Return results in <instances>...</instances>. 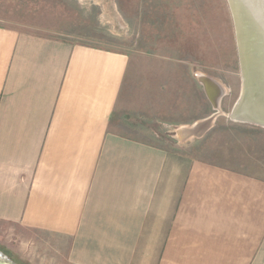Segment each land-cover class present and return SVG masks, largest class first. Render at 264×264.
I'll return each mask as SVG.
<instances>
[{"label":"crops","instance_id":"0c3cea01","mask_svg":"<svg viewBox=\"0 0 264 264\" xmlns=\"http://www.w3.org/2000/svg\"><path fill=\"white\" fill-rule=\"evenodd\" d=\"M128 67L118 50L0 25V250L32 264H264V178L126 120Z\"/></svg>","mask_w":264,"mask_h":264},{"label":"rangeland","instance_id":"374dc122","mask_svg":"<svg viewBox=\"0 0 264 264\" xmlns=\"http://www.w3.org/2000/svg\"><path fill=\"white\" fill-rule=\"evenodd\" d=\"M0 25L127 54L118 107L126 120L155 131L163 146L264 178V127L228 117L241 74L226 0H0ZM197 71L220 80L227 93L212 127L181 144V125L213 113Z\"/></svg>","mask_w":264,"mask_h":264},{"label":"bare ground","instance_id":"6f19581e","mask_svg":"<svg viewBox=\"0 0 264 264\" xmlns=\"http://www.w3.org/2000/svg\"><path fill=\"white\" fill-rule=\"evenodd\" d=\"M229 2L242 50V73L246 78L240 114L247 117L246 114L249 112L247 109H249L257 112V116L262 119L261 116H264V0H229ZM242 115L239 116L240 119L244 118ZM177 136L182 140L191 139L192 127H179Z\"/></svg>","mask_w":264,"mask_h":264},{"label":"water","instance_id":"95a60500","mask_svg":"<svg viewBox=\"0 0 264 264\" xmlns=\"http://www.w3.org/2000/svg\"><path fill=\"white\" fill-rule=\"evenodd\" d=\"M226 2H227L228 9L230 11V15H231L232 22H233L235 40H236V46H237V52H238V59H239L240 74H241L240 94H239L235 104L233 105L230 113L228 114V117L232 121L249 123V124H253L256 126L264 127V116H261L262 119H260L259 116H257L258 115L257 112H253V111L247 109L249 111V112L246 111L248 113V114H246V115H248L247 117L240 114L241 113L240 112L241 111V104L240 103L242 101V98H244L243 96L245 95V89H244L245 85L244 84H245L246 78H244L243 73H242V64H241L242 50H241L240 43H239V37H238V33H237L234 14H233L229 0H226ZM194 77L196 78V81L198 82V84L202 87L205 96L207 97L209 103L211 104V107L213 109V113L211 115H209L208 117L203 118L201 120H197L196 122H194L190 125H181L184 127H190L191 126L192 127V134H193V137L189 140H186L184 142L178 140L181 143L189 142V141H192L196 138H200L207 130H209L212 127L214 119L218 115L222 114V111L220 109V103H221L222 98L227 93L226 86L224 84H222L220 82V80H218L215 77L209 76V75H207L203 72H199V71L194 73ZM241 115L244 118L240 119L239 116H241ZM259 121H262V122H259ZM175 135H176V130H175ZM0 264H20V263L16 262L11 257H9L8 254H6L2 250H0Z\"/></svg>","mask_w":264,"mask_h":264}]
</instances>
